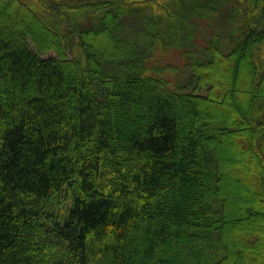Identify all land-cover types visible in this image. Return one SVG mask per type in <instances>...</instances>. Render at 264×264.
<instances>
[{
    "label": "trees",
    "instance_id": "obj_1",
    "mask_svg": "<svg viewBox=\"0 0 264 264\" xmlns=\"http://www.w3.org/2000/svg\"><path fill=\"white\" fill-rule=\"evenodd\" d=\"M0 264H264V0H0Z\"/></svg>",
    "mask_w": 264,
    "mask_h": 264
},
{
    "label": "rangeland",
    "instance_id": "obj_2",
    "mask_svg": "<svg viewBox=\"0 0 264 264\" xmlns=\"http://www.w3.org/2000/svg\"><path fill=\"white\" fill-rule=\"evenodd\" d=\"M31 3L37 4V0H31ZM166 61H169V62H172V63L179 62L180 61V52H178L177 50H173L172 52H170L167 55ZM227 172L234 178V181L238 185V181H236V179H235L236 175H235L234 171L227 170ZM68 205H69V201L65 203V205L63 206V208H61L60 211L64 213ZM58 213L60 214V212H58Z\"/></svg>",
    "mask_w": 264,
    "mask_h": 264
}]
</instances>
